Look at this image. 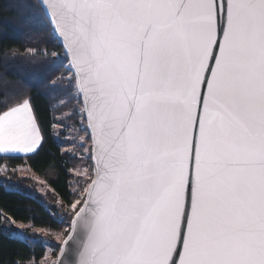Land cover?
I'll use <instances>...</instances> for the list:
<instances>
[{
  "label": "snow or ice",
  "instance_id": "6c2138e0",
  "mask_svg": "<svg viewBox=\"0 0 264 264\" xmlns=\"http://www.w3.org/2000/svg\"><path fill=\"white\" fill-rule=\"evenodd\" d=\"M47 9L71 74L63 95L78 104L67 119L85 134L74 142L91 145L68 212L42 205L71 220L52 264H264V0ZM0 105V159L31 160L42 145L31 97ZM15 223L0 234L39 239ZM17 256L40 264L34 250Z\"/></svg>",
  "mask_w": 264,
  "mask_h": 264
},
{
  "label": "trees",
  "instance_id": "16d2710c",
  "mask_svg": "<svg viewBox=\"0 0 264 264\" xmlns=\"http://www.w3.org/2000/svg\"><path fill=\"white\" fill-rule=\"evenodd\" d=\"M63 54L38 0H0V101H7L11 107L18 100L31 97L42 137V145L31 160L0 159V227L5 221L15 220V229H29L32 222L27 218L35 216L37 226L31 227L30 232L39 237L26 245L23 237L6 238L0 234V264H17V253H28L30 249L42 260L45 242L56 254L59 244L54 242L52 233L62 231L70 223L68 217L63 224L54 222L49 210L42 206L47 205L57 216L68 212V192L79 187L73 171L86 165L76 152L64 149L69 143L67 126H76L81 117L67 119L72 106L78 104L76 100L66 104L63 95L70 74L65 71L68 63L64 61L61 67L55 59L59 56L63 60ZM53 83L58 86L55 92L50 87ZM66 153H73L75 160ZM22 169L27 174H22ZM43 231L50 234L44 235Z\"/></svg>",
  "mask_w": 264,
  "mask_h": 264
},
{
  "label": "rangeland",
  "instance_id": "374dc122",
  "mask_svg": "<svg viewBox=\"0 0 264 264\" xmlns=\"http://www.w3.org/2000/svg\"><path fill=\"white\" fill-rule=\"evenodd\" d=\"M71 74L67 75L70 76ZM67 113H64L63 115L66 116ZM81 122V119H79V122L76 126H72L73 124H70L69 126H67L66 131H67V139H69V143L68 145H66L64 147V149L67 150H71L76 152V154H78L79 156H81L82 153L87 152L88 147H91V145L89 144L85 149H78L77 147V143H75L74 141L78 142L79 140L83 139L84 137V133L79 131V123ZM85 166H80L78 168H76L73 172L76 175V170L77 169H83L85 168ZM2 171H4V169H2ZM22 174H27L26 169H22L21 171ZM30 174V172H28ZM37 181L42 182L38 177H35ZM79 198V197H76ZM69 226H65L62 231L58 232V233H52L53 235V240L56 244H59L62 241V239L64 238V236L66 235L67 231H68ZM44 235L46 233H49L47 231H43ZM50 234V233H49ZM59 237V238H58ZM59 249V248H58ZM57 253L54 254L53 249L50 246H46V252L45 255L43 257L42 260H40V264H45V261L47 262V264H52L53 261H55V257H56Z\"/></svg>",
  "mask_w": 264,
  "mask_h": 264
},
{
  "label": "water",
  "instance_id": "95a60500",
  "mask_svg": "<svg viewBox=\"0 0 264 264\" xmlns=\"http://www.w3.org/2000/svg\"><path fill=\"white\" fill-rule=\"evenodd\" d=\"M38 1H39V3H40L41 7L43 8V10H44V12H45V14H46L48 20L50 21L51 12H50V10L47 9V3H48V0H38ZM50 24H51L52 29H53V28H54V24H53V23H50ZM54 33H55V35H56V38H57L59 44L61 45L62 42H63V38H62V37H59L58 31H56V32H54ZM62 49H63V52H64V51H65L64 47H62ZM67 63H68V61H67ZM70 224H71V220H70V223H69L68 231H67L66 235L64 236V238H66V237H67V234L71 231ZM64 238H63V239H64ZM63 239H62V240H63ZM62 246H63V245H62V241H61L60 246H59V249H58V252H57V255H56V257H55V261H56L57 259H59L60 247H62Z\"/></svg>",
  "mask_w": 264,
  "mask_h": 264
},
{
  "label": "crops",
  "instance_id": "0c3cea01",
  "mask_svg": "<svg viewBox=\"0 0 264 264\" xmlns=\"http://www.w3.org/2000/svg\"><path fill=\"white\" fill-rule=\"evenodd\" d=\"M37 124V123H36ZM37 127H38V125H37ZM39 128V127H38ZM0 155H2V154H0Z\"/></svg>",
  "mask_w": 264,
  "mask_h": 264
}]
</instances>
